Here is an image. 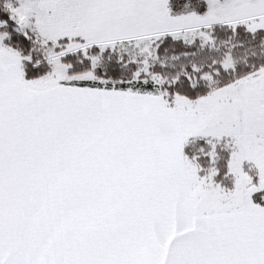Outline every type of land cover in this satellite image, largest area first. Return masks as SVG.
<instances>
[{
    "label": "snow or ice",
    "instance_id": "1",
    "mask_svg": "<svg viewBox=\"0 0 264 264\" xmlns=\"http://www.w3.org/2000/svg\"><path fill=\"white\" fill-rule=\"evenodd\" d=\"M10 101L30 136L14 228ZM112 126L147 130L167 145L184 186L206 183L221 154L225 166L212 179L229 188L221 179L232 177L228 158L258 148L264 164V0H0V264H97L46 252L82 197L74 182L82 162L114 159L102 133ZM251 164L245 159L244 170L256 186L247 194L264 216V183ZM165 220L172 231L170 213ZM214 237L201 206L187 200L173 246ZM153 264L249 262L161 248Z\"/></svg>",
    "mask_w": 264,
    "mask_h": 264
},
{
    "label": "rangeland",
    "instance_id": "2",
    "mask_svg": "<svg viewBox=\"0 0 264 264\" xmlns=\"http://www.w3.org/2000/svg\"><path fill=\"white\" fill-rule=\"evenodd\" d=\"M5 121L10 184L8 218L14 228L18 189L22 181L21 160L30 136L14 101L7 105ZM102 133L114 159L104 163L90 156L82 162L81 172L74 178V182L83 188L82 197L75 206L71 222L47 249L46 254L51 260L153 264L161 248L165 253L174 252L183 258L193 248L200 257L203 244L173 246V239L183 222L187 200L201 206L206 229L212 225L216 228L220 224L218 221L224 222L234 212L240 210L249 216L260 207L252 205L247 194V186L252 185V180L244 170L245 159H250L252 164L249 168L254 165L261 177L260 183H264V164L258 159V148L228 158V172L233 178L231 189L213 181V166L207 169L206 183L202 176L200 184L188 187L176 183L173 155L168 146L151 132L139 129L125 131L112 126L103 127ZM169 213L172 231L168 230L165 220ZM253 218L261 220L264 225V216L260 218L254 213Z\"/></svg>",
    "mask_w": 264,
    "mask_h": 264
},
{
    "label": "crops",
    "instance_id": "3",
    "mask_svg": "<svg viewBox=\"0 0 264 264\" xmlns=\"http://www.w3.org/2000/svg\"><path fill=\"white\" fill-rule=\"evenodd\" d=\"M252 212V215L246 216L245 212L239 210L233 215H226L224 222L218 221L217 223L220 224L216 228L213 225L208 226L206 230L215 234L213 243L201 246L200 257L197 256V251L191 248L186 258H207L216 261L243 260L249 264L264 259V239H262L264 225L261 220L253 218V215L255 213L260 218L263 216L254 210ZM113 261L116 263L115 258Z\"/></svg>",
    "mask_w": 264,
    "mask_h": 264
},
{
    "label": "trees",
    "instance_id": "4",
    "mask_svg": "<svg viewBox=\"0 0 264 264\" xmlns=\"http://www.w3.org/2000/svg\"><path fill=\"white\" fill-rule=\"evenodd\" d=\"M217 159H218V162H219V166L217 167L216 165H212L213 167H214V169H215V173L218 171V170H221V169H223L224 168V166H225V158H224V156H223V154H221L220 156H218L217 157ZM227 166H228V160H227ZM198 167V166H197ZM250 169V168H249ZM251 170V169H250ZM248 172V174H249V171H247ZM249 176L251 177V180H253V176L252 175H250L249 174ZM222 180H225V179H231V181L233 180V178L231 177V178H229L228 176H227V173H225V176L224 177H222L221 178ZM217 184H220L221 185V183L220 182H217V181H215ZM225 186V188H227V189H231V188H229L227 185H224ZM232 186H233V181H232Z\"/></svg>",
    "mask_w": 264,
    "mask_h": 264
}]
</instances>
